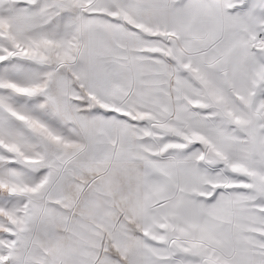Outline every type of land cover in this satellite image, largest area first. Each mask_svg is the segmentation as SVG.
<instances>
[{
	"label": "snow or ice",
	"instance_id": "6c2138e0",
	"mask_svg": "<svg viewBox=\"0 0 264 264\" xmlns=\"http://www.w3.org/2000/svg\"><path fill=\"white\" fill-rule=\"evenodd\" d=\"M0 264H264V0H0Z\"/></svg>",
	"mask_w": 264,
	"mask_h": 264
}]
</instances>
